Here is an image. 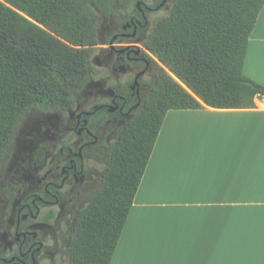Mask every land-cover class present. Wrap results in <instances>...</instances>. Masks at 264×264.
I'll return each mask as SVG.
<instances>
[{
  "label": "trees",
  "instance_id": "trees-1",
  "mask_svg": "<svg viewBox=\"0 0 264 264\" xmlns=\"http://www.w3.org/2000/svg\"><path fill=\"white\" fill-rule=\"evenodd\" d=\"M264 0H177L147 46L166 64L142 113L115 144L103 184L83 209L73 264H110L166 113L249 108L264 85L243 72ZM91 0H0V163L33 108L70 104L93 73Z\"/></svg>",
  "mask_w": 264,
  "mask_h": 264
},
{
  "label": "flooded vegetation",
  "instance_id": "flooded-vegetation-1",
  "mask_svg": "<svg viewBox=\"0 0 264 264\" xmlns=\"http://www.w3.org/2000/svg\"><path fill=\"white\" fill-rule=\"evenodd\" d=\"M176 1L91 0L90 80L70 104L26 112L0 163V264H73L82 211L168 69L147 41Z\"/></svg>",
  "mask_w": 264,
  "mask_h": 264
},
{
  "label": "crops",
  "instance_id": "crops-1",
  "mask_svg": "<svg viewBox=\"0 0 264 264\" xmlns=\"http://www.w3.org/2000/svg\"><path fill=\"white\" fill-rule=\"evenodd\" d=\"M243 72L264 85V6ZM110 264H264V96L166 113Z\"/></svg>",
  "mask_w": 264,
  "mask_h": 264
},
{
  "label": "rangeland",
  "instance_id": "rangeland-1",
  "mask_svg": "<svg viewBox=\"0 0 264 264\" xmlns=\"http://www.w3.org/2000/svg\"><path fill=\"white\" fill-rule=\"evenodd\" d=\"M164 71L169 72V69H165ZM26 115H27V113H24L23 115H21V117L18 120V127L22 123V121L26 117ZM13 144H14V138L12 139L10 146H12ZM251 202H256V201H249V203H251ZM257 202H260V201H257Z\"/></svg>",
  "mask_w": 264,
  "mask_h": 264
},
{
  "label": "water",
  "instance_id": "water-1",
  "mask_svg": "<svg viewBox=\"0 0 264 264\" xmlns=\"http://www.w3.org/2000/svg\"><path fill=\"white\" fill-rule=\"evenodd\" d=\"M168 67V66H167ZM169 69V68H168Z\"/></svg>",
  "mask_w": 264,
  "mask_h": 264
}]
</instances>
